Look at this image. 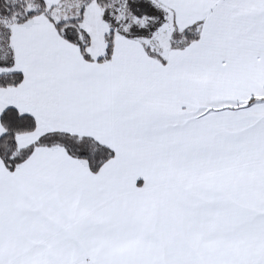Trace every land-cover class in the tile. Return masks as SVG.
Wrapping results in <instances>:
<instances>
[{
  "label": "snow or ice",
  "instance_id": "6c2138e0",
  "mask_svg": "<svg viewBox=\"0 0 264 264\" xmlns=\"http://www.w3.org/2000/svg\"><path fill=\"white\" fill-rule=\"evenodd\" d=\"M0 264H264V0H0Z\"/></svg>",
  "mask_w": 264,
  "mask_h": 264
}]
</instances>
